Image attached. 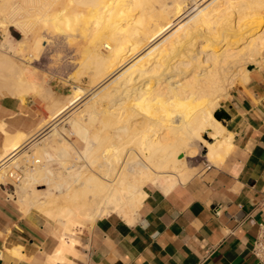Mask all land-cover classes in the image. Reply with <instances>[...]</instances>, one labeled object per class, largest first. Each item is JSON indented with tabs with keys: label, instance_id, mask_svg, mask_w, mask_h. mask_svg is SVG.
Here are the masks:
<instances>
[{
	"label": "bare ground",
	"instance_id": "obj_1",
	"mask_svg": "<svg viewBox=\"0 0 264 264\" xmlns=\"http://www.w3.org/2000/svg\"><path fill=\"white\" fill-rule=\"evenodd\" d=\"M21 1L28 7L26 3L36 2L38 7L35 8V4L29 9L26 21L15 23L31 33L22 45L26 46L28 59L19 57L20 63L26 66L38 60L48 42L45 36L36 33V27L65 38L68 43L72 42L71 45H74L75 32H79L84 43L80 46L78 71L74 70L75 81L80 75H88L95 86L105 81L95 88L93 96L113 101L102 118L92 106L87 108L89 103L84 109L93 111L85 120L70 116L69 125L81 138V148L55 132L52 125V131L45 135L47 138H41L25 152L28 162L38 158L41 164L26 168L18 184L8 183L6 169L2 166L6 164L8 170L18 167L11 156L19 150L26 136L21 133L6 135L0 154V187L9 185V197L23 206V212L36 209L54 221L60 228L61 246L68 244L65 238L70 244L74 243L73 235L85 224H92L111 213L131 221L147 196L146 187L167 193L187 183L196 175V170L189 169L187 164L196 154L193 140L205 149L204 157L209 166L222 165L233 147L232 135L220 121L212 118V114L219 110L218 100L227 96L228 89L237 81L248 80L247 66L264 65V29L238 50L226 40L239 38L242 26L256 28L264 23V0H250V6L237 5L238 0H196L197 8L192 18L180 26L177 24L183 20L184 10L176 6L172 11L170 0ZM1 2L0 29L5 35L1 44L5 46L9 43L14 10L11 5L14 4L12 0ZM22 10L17 7V12ZM233 10H236L234 22L219 28L222 18ZM200 40L205 44L196 46ZM151 42V49L143 52L135 68H130L129 73H114V76L113 72ZM223 45H226L223 49L219 48ZM153 53L156 54L151 62ZM25 69L0 56V96L25 102L28 90L36 91L40 87L32 77L31 80L26 77ZM112 74L114 78H109V82L107 78ZM85 92L80 85L72 84L70 94L52 102L51 119L78 103ZM130 105L140 109V113L134 115L139 116L140 121L117 124L116 120L112 136L109 135L107 131L114 122L115 111ZM84 109L81 110L85 114ZM59 122L54 123L58 125ZM158 129H166V132L155 137L146 134ZM124 136L131 138L112 146ZM129 142L132 146H126ZM52 151L61 166L58 172L47 167L49 161L53 162ZM38 183L46 188L36 189Z\"/></svg>",
	"mask_w": 264,
	"mask_h": 264
},
{
	"label": "crops",
	"instance_id": "obj_2",
	"mask_svg": "<svg viewBox=\"0 0 264 264\" xmlns=\"http://www.w3.org/2000/svg\"><path fill=\"white\" fill-rule=\"evenodd\" d=\"M223 110L233 147L220 167L207 166L167 193L146 187L131 221L103 216L77 230L74 243L65 238L66 246L54 221L23 212L2 185L0 264H259L251 248L264 222V65L229 90ZM41 118L36 104L0 96V154L7 136L24 134L11 156L22 162L42 133Z\"/></svg>",
	"mask_w": 264,
	"mask_h": 264
},
{
	"label": "rangeland",
	"instance_id": "obj_3",
	"mask_svg": "<svg viewBox=\"0 0 264 264\" xmlns=\"http://www.w3.org/2000/svg\"><path fill=\"white\" fill-rule=\"evenodd\" d=\"M1 1L2 0H0V4H2ZM248 1L250 2V0H238L236 4L237 5L245 4V6L246 5L250 6ZM11 3L14 4V5H11V6L14 7V10L12 11V14H11L12 22H11V27L9 28V37H8L9 43L6 44L5 46H2L1 43L4 41V38H5L4 36L5 35H4L3 31H2V29H0V56L1 57H5V58H9L10 60L16 62L19 66H23L24 68L26 67V69H25L27 71L26 72V77L27 78L29 77V80H31V77H32V81H34L37 85L40 86L38 89H36V91L32 90L33 91L32 92V91L28 90L26 101H25V102H28L30 104H36L37 108L42 113L41 125L43 126V128H42L43 130H42L41 135L38 137V140H40L41 138L43 139L44 137L47 138L46 136L48 135L49 130L52 131V129H53L52 127H54L55 132L58 131L59 133L58 132L57 133L59 135H63L62 137L66 138L67 140L72 142L73 145L81 148L82 145H83V143L81 141V138L76 133V131H74L70 127V125H69L70 122L69 121H70L71 117H74V116H79L82 121L85 120L86 117L93 111L92 108L95 109V112L97 111V112L100 113L101 118L103 116H105V113H107L106 110L109 108L110 104L113 103V101L111 99H109V98H106V97L105 98L104 97L103 98L99 97L100 98L99 99L98 97H94L93 96L94 93H95V90L99 86L103 85L105 83V81H103L101 84H98L99 86L98 85L95 86L94 84L91 83L90 77L88 75H80V76H78L79 79L75 81V78H76L75 74L76 73H74L75 72L74 70L78 71L77 70L79 68V63L78 62L81 61V55H80L79 52H81V49H82L80 46H82V43H84L83 42L84 38L82 37V34L79 33V32H75L76 36H75V39L73 40V42H74L73 44L74 45H71L72 42L68 43L65 38L59 37V36H55V35L51 34L50 32L45 31L43 28L42 29H43L44 32H42L41 30L39 31L38 28L41 29L40 26L36 27V33L38 35L45 36V38L48 40V42L45 43V47L42 49L38 60L32 61L30 63V65L28 64L26 66L23 65L22 63H20V61L18 60L19 57L28 59V54H27L28 51L26 49V46H22V45H24L23 42L26 41V37L29 38V36H31V33H30V30H29V32H26L27 31L26 28H21L20 29L17 25H15V23L22 22L23 20L26 21L27 18H28L26 14L31 12L29 9L30 8H34L33 5H35V4H36L35 8H37L38 4L36 2H33V4L32 3L31 4L30 3H26V5L29 4V7H28V6H25V4L21 0H12ZM169 4H171L170 8L172 9V11H174L176 6H177V7H181L184 10V13L187 14V15L184 14L185 17L183 15V17H182L183 20L180 19L179 20L180 22L178 21L177 26L185 24L184 22H186V23L189 22V21H187L188 18H189V20L192 18L191 14H193L195 9L197 8L196 0H174L173 2L170 0ZM19 6L21 8H23V10L20 11V12H17V7H19ZM25 7H28V8H25ZM27 10H29V11H27ZM235 12H236V10H233L230 13L229 16L223 17L222 21L220 22L219 28H220V26L224 25L225 23H233L234 19H235ZM23 13H24V15H23ZM137 15L138 14L135 13V16H137ZM13 18H15V19H13ZM16 20H17V22H15ZM246 23H249V20H247ZM240 29H242L241 30V36L242 37L239 36V38L236 37V38H232V39L230 38V39L226 40V42L230 43V45H232V47L234 49H236V50H238L241 47H243V45H245L247 43V40L252 38L255 35L256 32H259V31H261V29H264V23H261L256 28L255 27L253 28L252 26L249 25V26L245 27V29H247V30L244 29V26H242ZM31 30H33V29H31ZM167 31L169 32V30H167ZM167 31L165 33H167ZM76 38H78V39L76 40ZM241 38L244 39V40H242ZM156 40H154L152 42L154 43ZM50 41H52V42H50ZM75 41H77V42H75ZM152 42L147 47H145L144 50L141 51V53H139L140 55L138 54L136 57L134 56L131 59H129L128 61H126V63H124L115 72H113V74L114 73L120 74L121 72L129 73L133 68H135L134 65L137 64L136 63V62H138L137 60L142 58L144 53L146 51H148L149 49H151V45H153ZM67 43L70 44L71 46L68 45ZM77 44H78V46H77ZM198 44H200L202 46V45L205 44V42L200 40L196 44V46ZM225 46L226 45H223V47H219V48L223 49ZM219 48H218V50H219ZM155 54L153 53V55L150 56L151 62L154 60L153 58H154ZM162 54H164V53H162ZM78 59H80V61ZM262 62H264V59H262ZM143 65H145V64H143ZM76 66H78V67H76ZM256 66L257 65H255V66L249 65V66L246 67V69L249 70V67H251V69H253ZM146 67H148V64L145 65V68ZM130 68H131V70H130ZM128 70H130V71H128ZM113 74L110 75L107 79L109 80V78H114ZM34 76H35V78H34ZM114 76H115V74H114ZM36 79L39 82L36 81ZM110 81H111V79L109 80V82ZM239 83H243V82L237 81L234 84V86L239 84ZM72 84H78V85H80L81 87H83L85 89L86 92L83 95L84 97L82 96V99L80 98L78 100L79 101L78 103L73 104L72 107L66 109L64 112L62 111L54 119H51V112L50 111H51L52 102L53 101H57V99H58V101L62 100V99L65 98V96L70 94L72 92ZM151 84H153V83H151ZM40 89H42V91ZM230 89H228V92H229ZM108 92H111V89ZM108 92H106V93H108ZM38 94H39V96H38ZM45 98H47V99L45 100ZM227 99H228V94L225 97L219 98V100H218V106L220 107L219 110H221V109L223 110V108L226 106V100ZM90 101H91V103H90ZM86 103H89L90 105L87 106ZM92 103H95V104H92ZM85 104H86L87 108L92 106V108H90L92 110L91 111L89 110V112H88L89 108L88 109L86 108V110H85L84 109L85 108ZM80 108L84 109L85 114H84V112H82L83 110H81ZM197 108L198 107H196V109ZM86 111L88 112V114H86L87 113ZM137 113H140V109L135 108L132 105H130L129 108H127V109L122 108V109H120L118 111H115L114 116H112V121L114 120V122L112 123L111 127L109 128V131H107L109 133V135L112 136L116 120H117V124L122 123V122H127V121L133 122V123L140 121L139 116H134ZM141 115H144V114H141ZM62 117L65 120L66 119L67 120L65 121ZM68 117H70V118H68ZM213 117L214 116L212 114V118ZM59 120H60V122H59ZM54 122H59V124L57 125ZM220 122L222 123L223 120H221ZM55 124L57 126H55ZM52 125H54V126H52ZM162 130L158 129V130H155L154 132L150 130V131H147L146 134H152L155 137L158 134L160 135V134H164L166 132V129H162ZM130 138H131V136H128V137L124 136V137H122L121 140L116 141L118 143H115V144L113 143L112 146H116L117 144H121L122 142H124V141H126L127 139H130ZM133 140L134 139H132V141ZM192 145L195 146V149H197L196 150V154H195V156L193 158H190V159L187 160V164H188V168L189 169L196 170L195 174L197 175V173L198 174L201 173L210 164L206 161V159L204 157L206 151L201 146V144H199V142L197 140H193ZM126 146H132V144L129 142V143L126 144ZM52 154L54 156V157H52L53 162H51L52 160L49 161L47 163V167L49 169L51 168V170L54 171V172H58V171L61 170V166H60V163H58L57 159L55 158V154H54L53 151H52ZM179 157H183V155H179ZM38 160H39L38 158H33V159L30 160V162H28L24 158L22 160V162L20 161L19 163H17L18 167H14V168L11 167V168H9V170L7 169L6 178H8V180H9L8 183H11V184L14 183V181L12 179H9V173L12 174L14 169L20 168V169H22L24 171V170H26V168L27 169L34 168L36 166V164L38 165V162H39V165L41 164V162L38 161ZM72 162H74V160H72ZM50 163H52V164H50ZM48 164H50L51 166L48 165ZM22 177H23V173H22ZM18 183H16V184H18ZM35 187H36V189H45L46 188V186H44L43 183L41 185H40V183H38V184L35 185Z\"/></svg>",
	"mask_w": 264,
	"mask_h": 264
},
{
	"label": "built area",
	"instance_id": "obj_4",
	"mask_svg": "<svg viewBox=\"0 0 264 264\" xmlns=\"http://www.w3.org/2000/svg\"><path fill=\"white\" fill-rule=\"evenodd\" d=\"M9 179H12L14 183H18L22 179V171L20 168L14 169L9 173ZM251 254L259 264H264V222L257 224V233L254 243L251 248Z\"/></svg>",
	"mask_w": 264,
	"mask_h": 264
},
{
	"label": "water",
	"instance_id": "obj_5",
	"mask_svg": "<svg viewBox=\"0 0 264 264\" xmlns=\"http://www.w3.org/2000/svg\"><path fill=\"white\" fill-rule=\"evenodd\" d=\"M249 70H251V67H249ZM213 116L216 120L221 121V120H225L228 118V114L224 111V110H216L213 113Z\"/></svg>",
	"mask_w": 264,
	"mask_h": 264
}]
</instances>
